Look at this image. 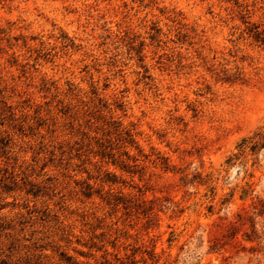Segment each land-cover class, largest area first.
Returning <instances> with one entry per match:
<instances>
[{"label": "rangeland", "instance_id": "obj_1", "mask_svg": "<svg viewBox=\"0 0 264 264\" xmlns=\"http://www.w3.org/2000/svg\"><path fill=\"white\" fill-rule=\"evenodd\" d=\"M255 31L264 0H0V264H264Z\"/></svg>", "mask_w": 264, "mask_h": 264}, {"label": "trees", "instance_id": "obj_2", "mask_svg": "<svg viewBox=\"0 0 264 264\" xmlns=\"http://www.w3.org/2000/svg\"><path fill=\"white\" fill-rule=\"evenodd\" d=\"M253 36L255 39L264 42V37H261L262 34L258 33V31H255ZM236 148L238 150L237 157H243L248 154L255 158L260 150L264 149V127L258 128L251 135L241 139ZM122 168H125V166H122Z\"/></svg>", "mask_w": 264, "mask_h": 264}]
</instances>
